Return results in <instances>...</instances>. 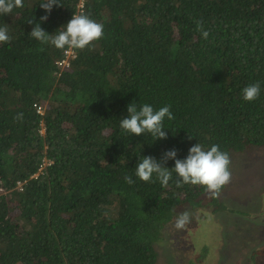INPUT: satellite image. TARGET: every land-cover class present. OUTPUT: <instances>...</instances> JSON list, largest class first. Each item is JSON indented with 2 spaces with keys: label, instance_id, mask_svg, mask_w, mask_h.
<instances>
[{
  "label": "trees",
  "instance_id": "trees-1",
  "mask_svg": "<svg viewBox=\"0 0 264 264\" xmlns=\"http://www.w3.org/2000/svg\"><path fill=\"white\" fill-rule=\"evenodd\" d=\"M41 2L0 15L12 36L0 43V264H157L177 212L218 198L176 187L175 173L167 188L144 182L135 167L173 148L183 159L200 143L228 152L233 170L234 152L264 145V0H60L47 32L82 12L105 33L68 67L58 64L64 50L30 35ZM257 81L259 98L245 101ZM133 101L171 105L167 139L121 129Z\"/></svg>",
  "mask_w": 264,
  "mask_h": 264
},
{
  "label": "clouds",
  "instance_id": "clouds-1",
  "mask_svg": "<svg viewBox=\"0 0 264 264\" xmlns=\"http://www.w3.org/2000/svg\"><path fill=\"white\" fill-rule=\"evenodd\" d=\"M60 0H42V7L46 14L35 22L30 35L38 40L42 45L51 44L57 49L65 51L72 49L84 50L94 48L95 42L101 40L104 33V25L90 18L88 15L74 14L66 25L61 26L56 33L50 34L41 27V23L48 20L53 10V6H62ZM24 0H0V15L13 14L14 9L23 8ZM79 9L83 7L78 5ZM29 24L34 23V19L28 20ZM196 30L200 32L203 39L207 40L210 32L204 28L203 20H197ZM12 36L9 34L7 25L0 26V43H10ZM41 51L44 49L41 48ZM61 58V59H63ZM71 57H69L70 59ZM60 59V61H61ZM261 94V85L257 81L249 84L242 89L243 99L245 101H255ZM128 115L120 120V127L125 133H131L135 136L150 134L154 140L167 139L168 132L165 130L164 121L174 120L175 116L171 111V105H165L155 110L150 104L137 106L133 101L127 106ZM23 114L17 115L16 119H22ZM192 136L189 135V139ZM178 151L173 148L166 150L158 160L154 156H143L136 165V176L144 182H154L153 177L159 180L162 187L167 188L169 182L173 179V173L178 177L175 180L176 187H183L186 184L203 186L211 198H218L221 191L232 180L231 157L226 151H222L220 146L213 144L209 149H205L200 143L191 146L185 158H177ZM169 160L175 161V166L167 167ZM49 162H46L47 166ZM41 168V170L43 169ZM38 174H36L37 176ZM128 184L135 181L132 176H125ZM192 221V215L188 211L179 214L175 220L174 227L177 230H186ZM253 253L264 255V245L257 247Z\"/></svg>",
  "mask_w": 264,
  "mask_h": 264
},
{
  "label": "rangeland",
  "instance_id": "rangeland-1",
  "mask_svg": "<svg viewBox=\"0 0 264 264\" xmlns=\"http://www.w3.org/2000/svg\"><path fill=\"white\" fill-rule=\"evenodd\" d=\"M233 155L232 180L217 203L204 207L202 212L186 207L183 212L192 215L186 230L175 229L182 210L177 212L157 245V264H187L189 258L195 259V264H264V255L253 253L264 245V145L250 146ZM205 210L212 218H204L194 226L196 231L194 227L189 229Z\"/></svg>",
  "mask_w": 264,
  "mask_h": 264
},
{
  "label": "built area",
  "instance_id": "built-area-1",
  "mask_svg": "<svg viewBox=\"0 0 264 264\" xmlns=\"http://www.w3.org/2000/svg\"><path fill=\"white\" fill-rule=\"evenodd\" d=\"M80 6L83 7L82 4H80ZM65 53H66L67 56H66L65 58L61 59V61H59L58 64L61 65V66L68 67L69 64H70V59H69V57H72V56H74L75 54H74V51H73L72 49H67V50L65 51Z\"/></svg>",
  "mask_w": 264,
  "mask_h": 264
}]
</instances>
